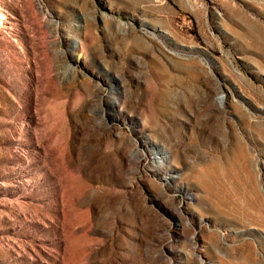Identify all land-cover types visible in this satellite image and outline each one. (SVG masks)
<instances>
[{
	"label": "rangeland",
	"instance_id": "1",
	"mask_svg": "<svg viewBox=\"0 0 264 264\" xmlns=\"http://www.w3.org/2000/svg\"><path fill=\"white\" fill-rule=\"evenodd\" d=\"M0 13V264H264V0Z\"/></svg>",
	"mask_w": 264,
	"mask_h": 264
},
{
	"label": "bare ground",
	"instance_id": "2",
	"mask_svg": "<svg viewBox=\"0 0 264 264\" xmlns=\"http://www.w3.org/2000/svg\"><path fill=\"white\" fill-rule=\"evenodd\" d=\"M3 15L0 13V22L2 23Z\"/></svg>",
	"mask_w": 264,
	"mask_h": 264
}]
</instances>
